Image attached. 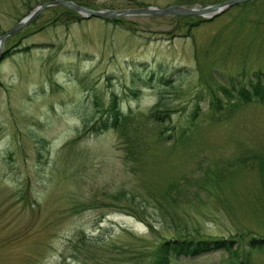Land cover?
Segmentation results:
<instances>
[{
    "label": "rangeland",
    "instance_id": "rangeland-1",
    "mask_svg": "<svg viewBox=\"0 0 264 264\" xmlns=\"http://www.w3.org/2000/svg\"><path fill=\"white\" fill-rule=\"evenodd\" d=\"M45 1L0 0V35ZM71 1L99 10L226 0ZM5 50L0 264H151L164 238L187 234L236 242L171 264H264L247 244L264 235V104L236 102L222 120L209 108L264 72V0L210 17L83 18L52 5L6 36ZM114 96L125 121L95 131Z\"/></svg>",
    "mask_w": 264,
    "mask_h": 264
},
{
    "label": "trees",
    "instance_id": "trees-1",
    "mask_svg": "<svg viewBox=\"0 0 264 264\" xmlns=\"http://www.w3.org/2000/svg\"><path fill=\"white\" fill-rule=\"evenodd\" d=\"M8 54L9 51L5 50L3 57H6ZM149 74L151 77L155 72L151 70ZM159 81L165 84L168 82V80H164L160 76ZM228 89L233 96L231 100H225L220 97L213 104L209 102V108H211V112L214 114L212 119L222 120L223 118L230 117L236 111L235 107L241 103L257 100L264 104V72L259 70L254 71L243 82L232 84ZM228 89H225L224 92L229 93ZM134 91V94L137 95L138 90L134 89ZM223 101L225 103H222ZM102 112V117L92 126L95 131L118 129L120 124L126 119L119 103H117L116 96L112 98L110 106L107 109H103ZM151 112L152 116H156L159 120L162 115L169 116L168 111L154 109ZM235 242L232 237H209L199 236V234L198 236L187 234L186 236L166 237L158 244L151 264H171L173 260H179L180 257L195 258L215 251H230L233 249ZM247 244L250 250H264V235L251 237L247 241Z\"/></svg>",
    "mask_w": 264,
    "mask_h": 264
},
{
    "label": "water",
    "instance_id": "water-1",
    "mask_svg": "<svg viewBox=\"0 0 264 264\" xmlns=\"http://www.w3.org/2000/svg\"><path fill=\"white\" fill-rule=\"evenodd\" d=\"M247 0H226L218 4L206 5L201 8L196 7H185L183 5H171L167 7L147 6V7H136V8H122V9H91L86 6L80 5L71 0H50L45 1L37 5L34 10L30 12L23 20H20L16 25L5 33L0 35V61L2 59V43L6 36L13 34L20 27L27 25L33 21L44 8L52 5H61L69 7L75 10L83 18L97 17V18H114L122 15H153V16H164L169 14L179 15H196L210 17L213 14L224 11L227 7Z\"/></svg>",
    "mask_w": 264,
    "mask_h": 264
}]
</instances>
